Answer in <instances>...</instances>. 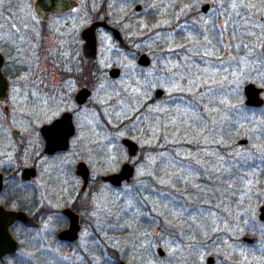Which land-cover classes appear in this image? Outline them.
<instances>
[{
    "label": "rangeland",
    "instance_id": "374dc122",
    "mask_svg": "<svg viewBox=\"0 0 264 264\" xmlns=\"http://www.w3.org/2000/svg\"><path fill=\"white\" fill-rule=\"evenodd\" d=\"M224 2L230 14L239 13V23L200 12L205 3ZM174 3L109 1L132 52L99 39L97 111L79 114L81 131L71 150L45 161L42 172L51 173L44 197L56 212L73 203L81 186L71 192L75 162L92 172L75 206L82 217L78 239L59 243L54 233L65 223L57 213L48 215L33 234L39 240L24 241L16 261L0 264H206L208 257L213 264H264V223L257 219L264 162L256 164L264 156V111L246 112L237 99L246 83L264 85V0H187L176 10ZM135 4L142 14L133 11ZM192 10L198 12L192 24L180 25ZM175 25L188 45L177 59L170 54L181 42L174 40ZM136 53L150 58L148 68H139ZM111 68L120 70L117 80L107 77ZM157 88L165 93L161 101L152 100ZM123 137L140 151L132 160L134 178L111 188L99 178L127 160ZM240 139L248 143L238 146ZM246 230L259 237L256 244L241 243Z\"/></svg>",
    "mask_w": 264,
    "mask_h": 264
},
{
    "label": "flooded vegetation",
    "instance_id": "af4514ba",
    "mask_svg": "<svg viewBox=\"0 0 264 264\" xmlns=\"http://www.w3.org/2000/svg\"><path fill=\"white\" fill-rule=\"evenodd\" d=\"M109 1L112 0H98V2L97 0H62L57 8L50 4V0H43V3L37 0H0V73L4 80V85L0 90V207L6 211L23 212L38 224L36 227H27L14 222L8 228L11 238L17 243V249L13 254L0 257V263L16 261L17 256L24 249V241L29 243L39 240L38 237H33V234L41 229L40 223L48 215L54 216L57 213L61 222L65 223L64 227L54 233L57 241H59L58 234L69 226L68 218L61 213L64 209H69L78 216V225L81 230L82 217L79 211L75 210V206L93 180L88 165L80 160L75 162L73 174L77 180V187H74L75 184L70 181L72 183L71 192H75L80 182L82 185L81 177L76 174V167L79 163L85 164L88 170L87 186L83 193L80 191V186L78 193L75 197L73 196V203L70 206H63L57 212L46 203L44 197V193H47L52 186L48 180V175L51 173L49 174L46 168L43 174L42 172L45 161L59 158L71 150V141L81 131L79 114H94L97 111L94 101L95 89L101 71L96 65L98 53L95 62L83 56V45L89 41V38L86 39L85 30L93 23L107 17V25L120 32L127 48L120 46L110 30L99 27L94 32L97 49L99 39L104 37L110 39L115 47L123 52H132L129 41L123 37L120 25L112 19L108 6ZM174 2L176 5L174 10H176L187 0H174ZM137 5L139 4L133 6V11L136 14H142L144 10L141 5H139L141 6L140 11L135 10ZM204 5H208L206 12L201 10ZM202 6L200 12L204 16H209L214 11L213 15H216L219 21L230 20L232 23L233 20V23H239V13L230 14L228 12V2L221 3L216 8L209 3ZM197 16L198 12H193V10L184 12L179 23L184 26L192 24ZM173 33L175 41L181 39L179 47L170 53L174 59H177L187 53L188 45L183 38V32L177 30L176 25ZM262 44L261 54L259 55L260 52L257 54L264 60ZM176 45L177 43L174 44L175 47ZM141 54L145 53L135 54L136 64ZM150 64L147 67L139 66V68L146 69ZM111 69L106 70L107 77L117 80L120 77V70L118 69L119 74L116 78H111L109 76ZM247 84L253 83L243 85L240 97L237 95V99L239 98L242 102L243 110L249 113L257 110L264 111V85L257 87L253 84L261 90L259 98L262 101L259 107H254L245 105L244 87ZM82 89L88 92L84 100H80L77 96ZM157 89L153 91V101H161L165 98V93L161 100L154 98ZM178 96V94L174 95L175 98ZM184 97L192 98V96L188 97L187 93H184ZM152 100H149V103ZM200 102L202 104L204 99H200ZM39 110L42 112L39 113ZM52 113L55 114L48 116ZM64 116L68 120L67 126L72 127L73 130L68 139L67 148L53 150L50 153L45 152L47 138L54 132L50 129L51 125ZM48 117L51 118L48 119ZM61 126L65 129V123H61ZM217 129L222 131L219 126ZM57 135L60 136L61 131ZM123 149L126 153V149L124 147ZM139 152L138 148V154ZM138 154L133 158L127 157L122 164L130 163L135 169V163L132 160L137 158ZM262 162H264V156L256 164L260 165ZM25 169L33 170V176L29 173L24 175ZM62 186L68 187V184ZM71 192L69 190V193ZM43 236L47 237L49 233ZM59 243L73 244L60 241Z\"/></svg>",
    "mask_w": 264,
    "mask_h": 264
},
{
    "label": "water",
    "instance_id": "95a60500",
    "mask_svg": "<svg viewBox=\"0 0 264 264\" xmlns=\"http://www.w3.org/2000/svg\"><path fill=\"white\" fill-rule=\"evenodd\" d=\"M39 3H43V0H37ZM62 0H50V4L54 7H59ZM208 9V5L202 6V12H206ZM136 11L141 10V6L137 5L135 7ZM108 18L105 17L102 21H97L93 23L90 28L85 30L86 39L89 38V41L83 45V56L91 61L95 62L97 59V43L95 37V29L99 27L106 28L113 33L114 39L119 42L120 46L123 48H127L126 44L122 40L120 32L112 27L108 26L106 20ZM262 52L264 56V41L262 44ZM138 66L147 67L150 64V59L146 54H141L137 59ZM0 68H1V57H0ZM119 74L118 69H111L109 71V76L111 78H116ZM4 85V80L0 73V90ZM261 90L256 88L253 84H247L244 87V96H245V105L246 106H254L259 107L262 103L261 99L259 98V93ZM88 95V92L85 89L80 90L78 93V98L80 100H84ZM164 96V91L161 89H157L154 93V98L156 100H161ZM61 123H65V129L61 126ZM68 120L66 116L62 119L56 120L51 125L50 129L54 132L51 133V136L47 138L45 152H52L53 150L57 149H66L68 139L73 133L72 127L67 126ZM65 130V131H64ZM61 135L58 136L57 133ZM64 135H63V133ZM121 145L126 149V154L128 158H133L138 154V145L128 139L123 138L120 141ZM247 143V140L241 139L238 141V145H244ZM29 173L30 176H33V170L25 169L23 174ZM135 169L130 163H124L120 166L118 172L113 174L104 175L101 177V182L108 184L112 188H119L123 184H129L134 178ZM76 174L81 177L82 185H81V193L84 192L87 186V178H88V170L83 163H79L76 167ZM63 215H65L69 220V226L67 229L61 231L58 234V240L60 242H67V243H74L78 239V234L80 231V227L78 225V216L71 212L69 209H64L61 211ZM257 219L260 223H264V198L262 200V204L258 208ZM19 222L27 227H36L38 226L30 217H28L23 212H15V211H6L2 207H0V257L4 256L5 254H13L17 249V243L11 238L8 228L14 223ZM259 241L258 236H243L241 238V243L246 245H253ZM156 253L163 257V252L160 248L157 249ZM214 259L212 257H208L206 259V264H213ZM119 264H124L123 262H119Z\"/></svg>",
    "mask_w": 264,
    "mask_h": 264
},
{
    "label": "trees",
    "instance_id": "16d2710c",
    "mask_svg": "<svg viewBox=\"0 0 264 264\" xmlns=\"http://www.w3.org/2000/svg\"><path fill=\"white\" fill-rule=\"evenodd\" d=\"M263 167H264V164H263ZM249 233H250V232L246 230V231L244 232V234H245L244 236H248ZM232 262H233V261H232Z\"/></svg>",
    "mask_w": 264,
    "mask_h": 264
}]
</instances>
